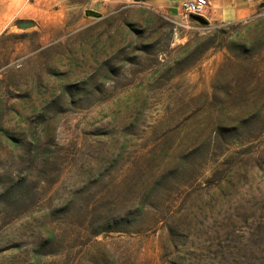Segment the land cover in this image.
<instances>
[{
	"label": "rangeland",
	"instance_id": "obj_1",
	"mask_svg": "<svg viewBox=\"0 0 264 264\" xmlns=\"http://www.w3.org/2000/svg\"><path fill=\"white\" fill-rule=\"evenodd\" d=\"M207 21L54 0L0 34V264H264V0Z\"/></svg>",
	"mask_w": 264,
	"mask_h": 264
},
{
	"label": "crops",
	"instance_id": "obj_2",
	"mask_svg": "<svg viewBox=\"0 0 264 264\" xmlns=\"http://www.w3.org/2000/svg\"><path fill=\"white\" fill-rule=\"evenodd\" d=\"M179 15L183 0H146ZM263 0H207L203 16L210 21L232 23L245 20L253 14ZM54 0H0V34L18 19H41L43 8H49Z\"/></svg>",
	"mask_w": 264,
	"mask_h": 264
},
{
	"label": "built area",
	"instance_id": "obj_3",
	"mask_svg": "<svg viewBox=\"0 0 264 264\" xmlns=\"http://www.w3.org/2000/svg\"><path fill=\"white\" fill-rule=\"evenodd\" d=\"M207 0H183L181 8L188 14H195L203 16Z\"/></svg>",
	"mask_w": 264,
	"mask_h": 264
},
{
	"label": "water",
	"instance_id": "obj_4",
	"mask_svg": "<svg viewBox=\"0 0 264 264\" xmlns=\"http://www.w3.org/2000/svg\"><path fill=\"white\" fill-rule=\"evenodd\" d=\"M190 17L199 23L206 24L208 22L207 19L201 15L190 14Z\"/></svg>",
	"mask_w": 264,
	"mask_h": 264
},
{
	"label": "trees",
	"instance_id": "obj_5",
	"mask_svg": "<svg viewBox=\"0 0 264 264\" xmlns=\"http://www.w3.org/2000/svg\"><path fill=\"white\" fill-rule=\"evenodd\" d=\"M137 1H140V0H137ZM142 1H146V0H142Z\"/></svg>",
	"mask_w": 264,
	"mask_h": 264
}]
</instances>
